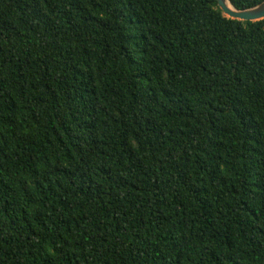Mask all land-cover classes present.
Returning <instances> with one entry per match:
<instances>
[{"label": "trees", "instance_id": "obj_1", "mask_svg": "<svg viewBox=\"0 0 264 264\" xmlns=\"http://www.w3.org/2000/svg\"><path fill=\"white\" fill-rule=\"evenodd\" d=\"M0 264H264V19L0 0Z\"/></svg>", "mask_w": 264, "mask_h": 264}, {"label": "water", "instance_id": "obj_2", "mask_svg": "<svg viewBox=\"0 0 264 264\" xmlns=\"http://www.w3.org/2000/svg\"><path fill=\"white\" fill-rule=\"evenodd\" d=\"M218 7L222 11V14L226 18L243 22H256L264 19V1L258 5L245 9L237 10L231 3L230 0H216ZM230 5H228V3Z\"/></svg>", "mask_w": 264, "mask_h": 264}, {"label": "bare ground", "instance_id": "obj_3", "mask_svg": "<svg viewBox=\"0 0 264 264\" xmlns=\"http://www.w3.org/2000/svg\"><path fill=\"white\" fill-rule=\"evenodd\" d=\"M228 3V5H230V3L229 2H227Z\"/></svg>", "mask_w": 264, "mask_h": 264}]
</instances>
